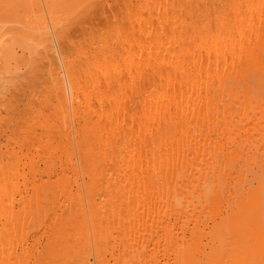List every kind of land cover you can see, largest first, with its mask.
<instances>
[{
    "label": "bare ground",
    "instance_id": "6f19581e",
    "mask_svg": "<svg viewBox=\"0 0 264 264\" xmlns=\"http://www.w3.org/2000/svg\"><path fill=\"white\" fill-rule=\"evenodd\" d=\"M0 264H264V0H0Z\"/></svg>",
    "mask_w": 264,
    "mask_h": 264
},
{
    "label": "rangeland",
    "instance_id": "374dc122",
    "mask_svg": "<svg viewBox=\"0 0 264 264\" xmlns=\"http://www.w3.org/2000/svg\"><path fill=\"white\" fill-rule=\"evenodd\" d=\"M71 28V27H70ZM69 28V29H70ZM74 29V27L71 29L72 31H75V30H73ZM32 60V59H31ZM34 60H35V58L27 65V67L26 68H24L23 69V71H24V73L22 74V75H19V76H17L16 78H15V80H16V85L18 86V84H21V82L23 83V86H24V90L28 93V92H30V90L32 89L29 85H27L26 86V84H27V78L30 76V70H29V68H30V66L31 65H33L34 64ZM12 89H14V88H12ZM11 89V90H12Z\"/></svg>",
    "mask_w": 264,
    "mask_h": 264
}]
</instances>
